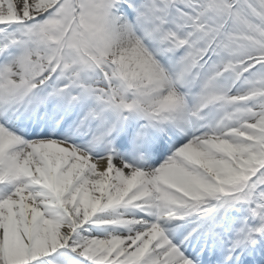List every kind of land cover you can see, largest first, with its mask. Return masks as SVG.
<instances>
[{
  "label": "snow or ice",
  "instance_id": "6c2138e0",
  "mask_svg": "<svg viewBox=\"0 0 264 264\" xmlns=\"http://www.w3.org/2000/svg\"><path fill=\"white\" fill-rule=\"evenodd\" d=\"M0 264H264V0H0Z\"/></svg>",
  "mask_w": 264,
  "mask_h": 264
}]
</instances>
